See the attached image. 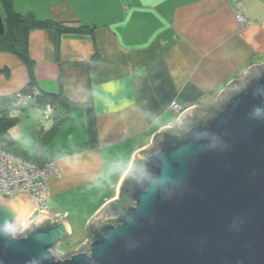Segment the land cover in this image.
Wrapping results in <instances>:
<instances>
[{"label": "crops", "instance_id": "obj_1", "mask_svg": "<svg viewBox=\"0 0 264 264\" xmlns=\"http://www.w3.org/2000/svg\"><path fill=\"white\" fill-rule=\"evenodd\" d=\"M13 9L90 33L29 32L30 67L0 51V97L29 84L70 103H91L94 141L85 109L60 124L42 109L10 107L16 118L0 147L20 157L53 162L49 209L86 224L117 199L132 154L187 106L211 105L231 80L264 62V0H11ZM236 13L245 23L236 20ZM31 72V74H30ZM44 137V144H42ZM73 213V214H72ZM75 213V214H74Z\"/></svg>", "mask_w": 264, "mask_h": 264}, {"label": "water", "instance_id": "obj_2", "mask_svg": "<svg viewBox=\"0 0 264 264\" xmlns=\"http://www.w3.org/2000/svg\"><path fill=\"white\" fill-rule=\"evenodd\" d=\"M5 33L0 11V38ZM257 108L264 109V62L135 151L117 199L86 224V244L63 258L56 247L70 235L66 222L39 212L15 236L33 215V200L0 195V264H264V115ZM120 198L129 204L123 208Z\"/></svg>", "mask_w": 264, "mask_h": 264}, {"label": "trees", "instance_id": "obj_3", "mask_svg": "<svg viewBox=\"0 0 264 264\" xmlns=\"http://www.w3.org/2000/svg\"><path fill=\"white\" fill-rule=\"evenodd\" d=\"M0 11L2 13L6 33L4 37L0 38V51L14 54L22 59V61L30 67V60L26 55L29 32L36 29H46L53 28L58 34L60 33H90V29L85 26L70 27L66 25L56 24L50 20H38L32 14L21 15L17 13L12 6L11 0H0ZM31 74V72H30ZM31 84L28 85L23 90L31 88ZM13 96L9 97H0V137H3L4 143L9 142L8 135V127L12 125L16 118L14 116H10V107ZM91 103L87 104H78V103H70L66 101L61 95H51L40 92V95L36 97V99L25 108L29 107H39L42 109L46 105H49L52 108L51 118L54 119L53 127L60 124L63 120H65L74 106L76 108L85 109L88 116V131L89 138L84 143H92L94 141V133H95V123L93 118V112L91 108ZM42 144H44V137H42ZM1 148L4 149L2 146ZM9 152L8 150H6ZM14 155V151L10 152ZM36 162L38 164H51L53 162L37 159ZM54 164V163H53ZM123 208L129 204L128 200L125 198H120L116 201Z\"/></svg>", "mask_w": 264, "mask_h": 264}, {"label": "built area", "instance_id": "obj_4", "mask_svg": "<svg viewBox=\"0 0 264 264\" xmlns=\"http://www.w3.org/2000/svg\"><path fill=\"white\" fill-rule=\"evenodd\" d=\"M236 20L241 24L246 22L245 17L240 13H236ZM38 95H40V91L36 87L19 91L14 94L11 107H28ZM191 107L173 102L170 105V110L175 113H182ZM42 111L44 119L51 118L52 108L49 105L43 107ZM58 175V168L53 163L38 164L7 152L0 147V195L27 193L35 206L33 215L14 230L15 236H23L22 230H28L27 228L34 222L39 212L50 213L48 205L49 182Z\"/></svg>", "mask_w": 264, "mask_h": 264}, {"label": "rangeland", "instance_id": "obj_5", "mask_svg": "<svg viewBox=\"0 0 264 264\" xmlns=\"http://www.w3.org/2000/svg\"><path fill=\"white\" fill-rule=\"evenodd\" d=\"M42 115H43V111H42ZM72 216L74 217L70 216L69 218L72 231L69 237L65 239L64 241L60 242L58 246L56 247V251H57L56 257L63 258L64 255L78 251L79 250L78 247L82 246L83 244H86V242L88 241V235L85 231V217L86 216H82V217H80V215H72Z\"/></svg>", "mask_w": 264, "mask_h": 264}, {"label": "clouds", "instance_id": "obj_6", "mask_svg": "<svg viewBox=\"0 0 264 264\" xmlns=\"http://www.w3.org/2000/svg\"><path fill=\"white\" fill-rule=\"evenodd\" d=\"M253 111H254V114H255L256 116H258V117L261 116V115H264V109L257 108V109H254ZM7 235H8L10 238H13L11 233H7Z\"/></svg>", "mask_w": 264, "mask_h": 264}, {"label": "flooded vegetation", "instance_id": "obj_7", "mask_svg": "<svg viewBox=\"0 0 264 264\" xmlns=\"http://www.w3.org/2000/svg\"><path fill=\"white\" fill-rule=\"evenodd\" d=\"M153 145V143H151V146ZM153 147V146H152Z\"/></svg>", "mask_w": 264, "mask_h": 264}]
</instances>
